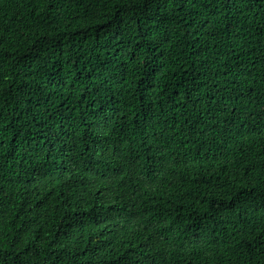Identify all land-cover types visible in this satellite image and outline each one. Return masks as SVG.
<instances>
[{"label": "trees", "instance_id": "obj_1", "mask_svg": "<svg viewBox=\"0 0 264 264\" xmlns=\"http://www.w3.org/2000/svg\"><path fill=\"white\" fill-rule=\"evenodd\" d=\"M0 264H264V0H0Z\"/></svg>", "mask_w": 264, "mask_h": 264}]
</instances>
